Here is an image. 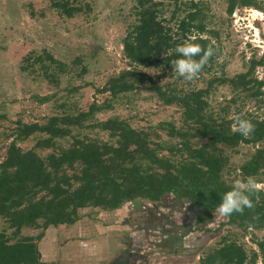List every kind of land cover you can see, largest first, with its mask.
I'll use <instances>...</instances> for the list:
<instances>
[{
    "label": "rangeland",
    "instance_id": "obj_1",
    "mask_svg": "<svg viewBox=\"0 0 264 264\" xmlns=\"http://www.w3.org/2000/svg\"><path fill=\"white\" fill-rule=\"evenodd\" d=\"M84 1L88 7L85 6L80 12L67 17L53 8L50 0H0V160L12 138L10 134L14 131L16 120L43 123L50 115L83 111L93 99L97 103L107 101L110 104L108 108L96 112L93 119H123L132 128L147 132L151 140H167L171 145L178 142V138L167 137L159 129V122H172L177 128L191 132V126L182 121L180 107L162 104L152 91L141 87L144 84L113 98L107 93L95 91L107 78L129 68L121 41L127 27L135 21L137 0H77L76 4L84 5ZM146 1L152 3L157 19L170 30L171 38L176 41V52L177 47L181 46L178 40L185 34L190 38L195 35L205 38L207 49L211 48L213 53L192 80L179 76L171 64L164 66L159 62L136 67L149 73L161 85L183 91L203 88L213 76L233 77L244 72L251 59H258L263 54L264 0H256L258 7L235 2L231 12H228L231 0ZM192 4L195 6H191ZM187 12H193L189 21L191 27L182 33L176 29V24ZM169 50L171 49L167 52ZM43 51L61 63L62 71L58 72L55 66L49 65L42 58L39 61L35 59L34 56ZM41 62L48 64V70L55 73L56 81H48L41 74L38 69ZM30 63L34 68L33 72L22 70V66ZM249 76L264 80V64L255 65ZM252 90L251 87L241 89L228 83H214L204 94L210 117L230 129L236 126L237 117L251 123L263 120L264 86L261 87L263 93L258 96H253ZM51 94L53 96L44 102H38L34 97ZM71 134L78 138L113 142L105 131L98 129H73ZM45 136L47 135L36 132L25 139L16 140L15 143L20 150H26L36 139ZM204 140L190 138L194 145ZM70 141L68 136L56 139L63 147H67ZM216 146L227 157L222 173L227 183L233 185L236 180L246 182L251 177L264 184V134L255 142ZM34 150L44 155L50 148ZM254 155L256 165L250 171L245 164ZM175 202L169 196L164 197L159 205L127 202L118 208L120 217L115 212H103L95 217L99 209L82 208L79 213L87 216L84 219L85 225H110L103 234L106 247L96 246L94 242L90 244L88 237H85L88 244L83 246V236L74 238L75 235H65L66 238H55L52 235L51 239L39 243L41 237L36 242L41 260L46 264H200L207 253L226 244L238 248L242 254V264H264V228L244 227L227 222V218L216 209L210 218L197 224L199 228L186 234L187 225L190 227L195 216H201L205 211L191 207L187 210L184 201L175 199ZM126 205L134 206L132 217L130 207H125ZM145 206L165 212L166 220L156 223L148 220L144 234L146 230H152V233L147 232L141 244L136 242V238H130L129 244L125 243L122 233L125 225L120 223H124L125 216L130 221L126 222L127 225L152 218L151 214H147L149 209ZM178 206L184 216L176 214ZM125 210L128 212L125 213ZM58 226L62 229L65 227ZM54 227L53 231H56L57 226ZM157 227L159 232L156 231ZM69 228L65 227L63 232L71 230ZM0 231L5 234L10 232L6 220L1 216ZM40 231L45 234V229L24 227L21 234H37ZM56 233L62 234L59 230ZM115 233L123 245L122 250L118 240L114 239ZM151 234L153 237H150ZM157 234L185 236L182 240H176L173 246V239L164 237L156 246L150 240L156 242ZM91 238L94 241L98 239L96 236ZM73 239L75 241L71 242ZM78 241L83 247H77ZM147 259L149 261L146 263Z\"/></svg>",
    "mask_w": 264,
    "mask_h": 264
},
{
    "label": "trees",
    "instance_id": "obj_2",
    "mask_svg": "<svg viewBox=\"0 0 264 264\" xmlns=\"http://www.w3.org/2000/svg\"><path fill=\"white\" fill-rule=\"evenodd\" d=\"M76 2L77 0H50V5L70 17L83 10V7H88L85 1L84 5ZM235 2L258 7L256 0H231L228 12H231ZM192 15L193 12H187L177 22L176 29L182 33L188 31ZM169 31L157 19L152 3L137 0L135 21L127 27L121 41L129 68L107 78L95 91L107 93L113 98L144 84L141 87L152 91L162 104L180 107L182 121L191 126V132L177 128L172 122H159V129L167 137L178 138V142L171 145L167 140H151L147 132L132 128L123 119H93L96 112L110 106L107 101L97 103L94 99L83 111L50 115L43 123L16 120L14 131L10 134L12 138L0 160V216L6 220L10 229L8 234L0 231V264H46L41 260L36 243L43 232L22 235L21 230L24 227L43 230L48 226L71 225L80 219L79 210L82 208L110 211L127 202L159 205L164 197L169 196L174 202L175 199L184 201L186 205L181 207L184 206L187 210L191 207L205 211L203 215L195 216L190 227L187 225L186 234L199 228L197 224L210 218L211 213L218 209L223 195L231 190L232 185L222 177L227 157L216 145L234 146L238 142L257 141L264 134V119L252 122L255 131L246 138L210 117L204 94L214 83H228L241 89L251 87L253 96L261 95L264 80L249 74L255 65L264 64V52L258 59H251L244 72L233 77L213 76L203 88L178 90L159 84L149 73L136 68L159 62L169 66L171 60L182 58L174 48L176 41L171 38ZM178 41L181 46L186 42L201 46V53L193 57L195 60H199L208 48L207 40L199 35L190 38L183 34ZM168 49L171 50L167 52ZM34 57L38 61L41 58L47 61L58 72L63 69L61 63L45 51ZM48 64L41 62L38 69L48 81H56L55 73L48 70ZM27 69L29 72L34 71L32 63L22 66V70ZM51 96L53 94L34 97L38 102H44ZM73 129L105 131L113 142L78 138L71 134ZM36 132L47 136L36 139L30 148L20 150L15 141ZM67 136L71 138L67 147L56 142V139ZM190 138L205 140L194 145ZM37 148L50 150L40 155L34 150ZM255 165L254 155L245 167L253 171ZM252 202V209L245 208L243 214L225 216L226 221L244 227L264 228V193L260 191L254 194ZM145 208L149 209L148 206ZM181 210L178 206L176 214L182 215L184 212ZM147 212L152 218L146 221L141 219L135 224L131 222V225H127L126 222L130 221L125 216L124 223L122 222L127 229L122 232L125 243L129 244L130 238H136V242L141 244L145 234L152 233V230H146L144 234L148 220L155 223L166 220L167 214L158 211V208ZM132 216L133 214L130 217ZM156 229L159 230L158 227ZM130 234L135 236H129ZM184 234H157V241H150L158 246L164 237H169L173 239L172 245L170 244L173 246L176 240H182ZM147 261L149 259L146 263ZM200 264H242V254L235 246L225 244L207 253Z\"/></svg>",
    "mask_w": 264,
    "mask_h": 264
},
{
    "label": "clouds",
    "instance_id": "obj_3",
    "mask_svg": "<svg viewBox=\"0 0 264 264\" xmlns=\"http://www.w3.org/2000/svg\"><path fill=\"white\" fill-rule=\"evenodd\" d=\"M201 51L200 45L186 42L184 45L177 47V52L180 53L182 58L171 60V66L177 71L179 76L184 77L186 80H192L213 54L212 49L209 48L204 51V55L199 60L193 59ZM236 120L237 124L233 128L234 132H239L244 137H249L255 131V126L250 121L240 117H237ZM260 191H264V184L258 183L254 178L249 177L246 182L236 180L231 190L223 195L218 205L219 214L231 216L233 213L243 214L245 208L252 209L254 207L252 197Z\"/></svg>",
    "mask_w": 264,
    "mask_h": 264
},
{
    "label": "crops",
    "instance_id": "obj_4",
    "mask_svg": "<svg viewBox=\"0 0 264 264\" xmlns=\"http://www.w3.org/2000/svg\"><path fill=\"white\" fill-rule=\"evenodd\" d=\"M125 207H130V206H125ZM98 210V209H97ZM130 211H129V213L132 215V212H133V207H130V209H129ZM117 211H118V208L117 209H114V210H110V211H98L97 212V214H96V216L95 217H98L101 213H110V212H115V215H118L119 217H120V214L119 213H117ZM126 212L125 213H127L128 211L127 210H125ZM82 213V212H81ZM99 214V215H98ZM125 215H127V214H125ZM85 217H87V216H82V214H81V217H80V219H78L77 221H75L73 224H71V225H63L62 227H70L69 229H71V230H65L64 232H63V229L65 228H60V226H58L57 225V228L55 229L56 231L57 230H59V232L60 233H62L61 235H59V233L57 234L56 233V231H53L54 230V226H48L46 229H45V234L42 236V238L39 240V243L42 241V240H46V239H51L50 237L53 235L55 238L58 236V238H60V237H65V235H75V236H73L74 238H76V237H80V236H83V238L82 239H85V237H88L89 239H90V244L91 243H95V245L97 246H99V247H106V239H104L103 238V234H104V232H105V229L108 227V226H110V225H102L101 227H99V226H97V225H95L94 223L92 224V225H85L84 223H85V221H84V219H85ZM114 224H116V222H114ZM121 225L123 224L122 222L120 223ZM77 225H79V226H77ZM126 228V226H124V228L123 229H125ZM62 231V232H61ZM55 232V234H53V233ZM94 237V236H96V238H98L96 241H94L93 240V238H91V237ZM66 238V237H65ZM114 239H116V240H118V234L117 233H115V235H114ZM77 240H79V239H77ZM75 241V239H73V240H71V242H74ZM118 242H119V244H120V250H122V247H123V245L121 244V242H120V240H118ZM88 244V242L86 241V239H85V242H84V245L83 246H86ZM83 246H81L80 245V243H79V241H78V244H77V247H83ZM73 247V246H72ZM92 247V245L90 246V248ZM86 253H89V251L88 252H86ZM85 253V254H86ZM195 253V252H194ZM87 255V254H86ZM193 255V254H192ZM194 255H196V254H194Z\"/></svg>",
    "mask_w": 264,
    "mask_h": 264
},
{
    "label": "flooded vegetation",
    "instance_id": "obj_5",
    "mask_svg": "<svg viewBox=\"0 0 264 264\" xmlns=\"http://www.w3.org/2000/svg\"><path fill=\"white\" fill-rule=\"evenodd\" d=\"M264 52V51H263ZM264 193V192H263Z\"/></svg>",
    "mask_w": 264,
    "mask_h": 264
}]
</instances>
